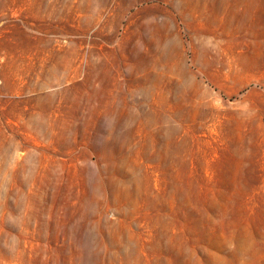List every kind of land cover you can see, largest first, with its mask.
<instances>
[{
  "label": "rangeland",
  "instance_id": "1",
  "mask_svg": "<svg viewBox=\"0 0 264 264\" xmlns=\"http://www.w3.org/2000/svg\"><path fill=\"white\" fill-rule=\"evenodd\" d=\"M0 264H264V0H0Z\"/></svg>",
  "mask_w": 264,
  "mask_h": 264
}]
</instances>
